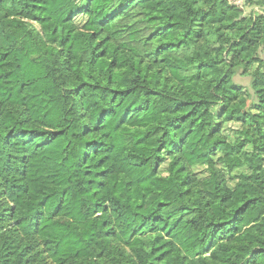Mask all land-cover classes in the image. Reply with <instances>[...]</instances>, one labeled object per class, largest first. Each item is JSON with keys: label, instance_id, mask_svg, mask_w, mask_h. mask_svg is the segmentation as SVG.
Wrapping results in <instances>:
<instances>
[{"label": "trees", "instance_id": "1", "mask_svg": "<svg viewBox=\"0 0 264 264\" xmlns=\"http://www.w3.org/2000/svg\"><path fill=\"white\" fill-rule=\"evenodd\" d=\"M243 7L0 0V264H264V0Z\"/></svg>", "mask_w": 264, "mask_h": 264}, {"label": "rangeland", "instance_id": "2", "mask_svg": "<svg viewBox=\"0 0 264 264\" xmlns=\"http://www.w3.org/2000/svg\"><path fill=\"white\" fill-rule=\"evenodd\" d=\"M77 1H81V0H77ZM243 11H244V16H249V14L251 12V8L243 7ZM84 20L85 19L83 17L77 18V21L79 24H81ZM221 48H223V47H221ZM257 56L264 61V47L263 46L259 48V50L257 52ZM241 72H242V70H241L240 66L235 68V75L232 79V82L234 84H237V85H242V86H244L245 89H248L249 85H250V77L247 75H242ZM225 128L228 131V134L231 136V139H233L234 133L237 130L238 126L233 125V124H226ZM215 158L216 157H214V159ZM194 172L196 173V175L199 179H203V178H206L208 176V171H207L205 166H200V167L195 168ZM160 173L161 174L165 173V166H163L161 168ZM231 183H232V181H228V184L230 186H231Z\"/></svg>", "mask_w": 264, "mask_h": 264}, {"label": "built area", "instance_id": "3", "mask_svg": "<svg viewBox=\"0 0 264 264\" xmlns=\"http://www.w3.org/2000/svg\"><path fill=\"white\" fill-rule=\"evenodd\" d=\"M231 6L242 8L244 6V0H226Z\"/></svg>", "mask_w": 264, "mask_h": 264}]
</instances>
